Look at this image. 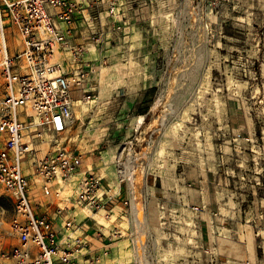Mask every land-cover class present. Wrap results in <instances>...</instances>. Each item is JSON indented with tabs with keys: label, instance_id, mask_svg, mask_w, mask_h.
I'll use <instances>...</instances> for the list:
<instances>
[{
	"label": "rangeland",
	"instance_id": "rangeland-1",
	"mask_svg": "<svg viewBox=\"0 0 264 264\" xmlns=\"http://www.w3.org/2000/svg\"><path fill=\"white\" fill-rule=\"evenodd\" d=\"M127 1L114 16L110 7L90 10L85 27L93 32L76 41L73 56L91 67L93 95L56 137L82 153V170L92 168L112 187L113 155L133 139L122 188L133 181L136 200L126 218L119 206L92 212L108 221L105 231L86 209L69 212L86 241L84 258L264 264V0ZM43 138L38 158L52 136ZM12 217L11 202L1 199L0 219Z\"/></svg>",
	"mask_w": 264,
	"mask_h": 264
},
{
	"label": "built area",
	"instance_id": "built-area-1",
	"mask_svg": "<svg viewBox=\"0 0 264 264\" xmlns=\"http://www.w3.org/2000/svg\"><path fill=\"white\" fill-rule=\"evenodd\" d=\"M89 1L102 0H0V200L13 207L8 222L0 219V264H92L70 210L106 213L119 206L126 218L136 200L134 184L123 189L129 180L119 176L133 139L113 155L112 187L92 168L81 170L82 153L56 138L93 95L91 67L75 62L69 43L75 22L90 19ZM46 133L49 150L38 158L35 146ZM45 198L55 202L54 216L41 209ZM128 235L140 247L135 231Z\"/></svg>",
	"mask_w": 264,
	"mask_h": 264
},
{
	"label": "crops",
	"instance_id": "crops-1",
	"mask_svg": "<svg viewBox=\"0 0 264 264\" xmlns=\"http://www.w3.org/2000/svg\"><path fill=\"white\" fill-rule=\"evenodd\" d=\"M100 6L101 5V7H105V8H109V7H111V6H114L115 8L113 9V13H112V16H114V14H115V10H116V5L117 6H122V5H124V6H122V8H128V7H130L131 5H130V1H127V0H102V1H100V2H96V1H89V3L87 4V9L84 11V13H85V16L86 15H88V14H86V11L88 12V13H90V10L91 9H93V7H96V6ZM108 13H110L109 11H108ZM99 14L101 15V12H99ZM100 15H99V17H100ZM88 16H90V14L88 15ZM97 17L98 16H93V20H96L97 19ZM87 18V17H86ZM114 18L112 19V20H110V18L107 20V24H108V29H109V31L110 32H113V30H114V28H115V23H114ZM94 22V21H93ZM93 22H88V25L91 23L92 25V27H93ZM97 23V22H96ZM85 25H86V22L84 21V20H82V19H79V20H77L76 22H75V24H74V28H75V30H74V34H73V39L71 38L70 40H69V43L72 45V46H75V44L77 43L76 41H78L79 39H83V38H88L89 37V34L91 33V31L93 32V28H87V27H85ZM87 44V43H86ZM90 53H91V56H95L96 55V51H95V49H91L90 48ZM141 116V115H140ZM142 116H144V115H142ZM84 165V159H83V163H82V166ZM82 166H81V170H82ZM46 202H51V204L48 206V205H46L45 203ZM42 210H44L47 214H49L50 216H54V209H53V205H52V201H51V199H43L42 200ZM70 211H72V210H70ZM96 219L100 222V223H106V222H104L103 220H100V217L99 216H96ZM253 250L254 249H252V251L250 252L251 254L253 253ZM135 257H136V255H135Z\"/></svg>",
	"mask_w": 264,
	"mask_h": 264
},
{
	"label": "bare ground",
	"instance_id": "bare-ground-1",
	"mask_svg": "<svg viewBox=\"0 0 264 264\" xmlns=\"http://www.w3.org/2000/svg\"><path fill=\"white\" fill-rule=\"evenodd\" d=\"M160 100V99H159ZM157 102H155L154 103V105H153V107H155L157 104H156ZM143 117V116H142ZM140 118V117H139ZM142 123V122H141ZM127 174H128V172H127V166H124L120 171H119V176L121 177V178H125V179H127L126 177H127ZM130 182H133V181H130ZM129 182V183H130ZM131 185H132V183H131ZM133 209V212H132V221H133V223L136 225V226H140L141 225V220H140V212L138 211V210H136L134 207H132ZM90 215H91V213H90ZM91 216H94L95 218H96V216H98L97 214H93V215H91ZM97 220V219H96ZM100 220H103L104 222H106V223H100L98 220H97V222L101 225V226H103L104 228H105V231H107L106 230V228L109 226L108 225V221H106V220H104L103 218H101L100 217ZM138 254V249L137 248H135V255H136V257H137V254ZM140 257V256H139ZM138 263L137 264H140V263H144L145 264V262L144 261H142V259H140L139 258V260L137 261Z\"/></svg>",
	"mask_w": 264,
	"mask_h": 264
}]
</instances>
